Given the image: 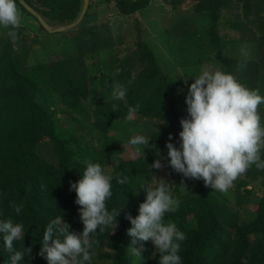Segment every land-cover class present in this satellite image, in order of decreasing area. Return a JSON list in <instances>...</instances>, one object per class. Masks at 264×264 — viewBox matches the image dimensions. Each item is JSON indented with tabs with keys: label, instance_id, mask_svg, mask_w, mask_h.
Masks as SVG:
<instances>
[{
	"label": "trees",
	"instance_id": "obj_1",
	"mask_svg": "<svg viewBox=\"0 0 264 264\" xmlns=\"http://www.w3.org/2000/svg\"><path fill=\"white\" fill-rule=\"evenodd\" d=\"M36 11L49 26H64L74 22L82 9L84 0H23ZM121 16H130L147 10L151 0H112ZM182 0H165L175 10ZM231 3L241 9L243 20L237 26L242 32V43H260L261 55L257 61L223 56L222 44L218 40L217 22L220 12ZM23 15L37 21L17 0ZM88 9L77 29V55L48 62L30 61L28 47L14 48L8 35L0 38V211L4 218L24 225L22 238L14 242L17 250L31 248L24 257L25 264H46L38 255L43 228L53 219L62 217L69 224V231L80 234L83 225L79 218V205L74 203L75 192L69 191V182L80 179L83 161L79 159L71 144L80 142L73 134L58 132L56 115L42 108L35 97L39 90L50 93L76 118L86 121L90 130L105 135L114 123L126 120L129 108L138 116L158 120L150 133L147 153L130 160H120L109 174L112 180V196L105 202L111 210L120 208L117 229L106 228L92 238V250L100 260L94 264H158V253L151 256L148 249L140 251V257L132 256L127 248L131 238L127 229L131 227L126 219L138 215V205L143 202L144 193L137 190L141 182H152L156 169L151 168L159 153L167 162L165 142L169 134L174 146L179 147V121L184 118L182 108L185 98L177 91V81L162 70L157 57L146 42L137 38L134 49L114 62L111 71L115 80L124 84L127 92L123 100L96 102L94 111H88L89 72L85 58L97 54H108L101 65L112 55L115 39L108 23L88 25ZM194 11L208 18L207 33L211 47H219L217 61L222 71L232 73L249 89L257 88L258 69L264 66V0H194ZM249 18H253L249 21ZM28 19V20H30ZM254 22V28L247 26ZM31 28V27H30ZM39 29L45 31L39 24ZM17 38L20 31L16 29ZM111 63V62H110ZM139 71L133 76L135 67ZM107 68V67H106ZM159 128V132H158ZM83 140V139H82ZM48 141L52 155L45 159L37 152L38 146ZM165 152V153H163ZM110 158V157H108ZM264 158V154H262ZM144 159V161H143ZM94 162V161H93ZM100 164V163H99ZM147 166V167H146ZM248 181L261 179L264 187V170L251 166ZM169 172V173H168ZM167 174L173 195L178 193L179 180H186L182 174L170 167ZM127 176L124 184H117L115 177ZM163 180L166 182L167 180ZM247 185L242 179L235 186V205L242 199L239 189ZM12 201L21 205L20 213L9 207ZM165 222L171 220L185 233L179 255L182 264H264V191L258 201L255 217L245 221L218 192L206 187L202 180H196L190 192L180 197L179 207L165 214ZM62 223V221H61ZM24 235V239H23ZM251 237V240H250ZM146 242H139V248ZM9 253L0 251V264H4ZM19 264V262H18Z\"/></svg>",
	"mask_w": 264,
	"mask_h": 264
},
{
	"label": "clouds",
	"instance_id": "obj_2",
	"mask_svg": "<svg viewBox=\"0 0 264 264\" xmlns=\"http://www.w3.org/2000/svg\"><path fill=\"white\" fill-rule=\"evenodd\" d=\"M21 24L17 0H0V28L8 29L6 34L13 41L17 39L16 29ZM240 51L248 57L246 49ZM180 71V77L187 84V77ZM191 78L185 95L187 116L179 121L182 129L178 133L179 147L171 142V134L165 142L167 163L184 178L202 180L212 190L226 191L251 166L264 170V119L258 112V106L264 105V95L222 70L202 67ZM126 92L125 85L118 82L110 89L114 100H123ZM133 111L135 108L130 107L129 112ZM149 140L147 136L137 134L127 143L133 154L144 157ZM83 165L80 179L69 182V191L75 192L74 203L80 206L82 232L79 235L70 232L69 224L62 217L51 220L43 228L38 253L46 264H94L92 238L106 228L112 232L117 226L121 207L109 210L105 203L113 194V177L97 162L85 159ZM161 166L157 159L150 167L159 169ZM127 179V176L115 177L117 184H124ZM156 181L155 186L148 181L141 182L137 192L142 191L144 199L138 205V215L134 218L126 216L131 225L127 229L131 238L127 250L132 256L140 257V251L134 245L150 241L153 254H159L158 264H182L179 251L181 242L186 239L185 233L173 221L165 222L164 219L166 213L179 207V201L170 192V184L164 180ZM9 207L16 213L21 211V205L12 201ZM23 233L22 223L4 218L0 211V251L10 254L4 264H25L24 257L31 248L17 250L14 247V242L21 239Z\"/></svg>",
	"mask_w": 264,
	"mask_h": 264
},
{
	"label": "rangeland",
	"instance_id": "obj_3",
	"mask_svg": "<svg viewBox=\"0 0 264 264\" xmlns=\"http://www.w3.org/2000/svg\"><path fill=\"white\" fill-rule=\"evenodd\" d=\"M165 2V0H157ZM91 8L88 13V19L92 16V11L96 7L94 0H89ZM95 3V4H94ZM109 5V4H108ZM106 5L109 10V6ZM19 10V8H18ZM20 11V10H19ZM21 13V11H20ZM117 15V14H116ZM125 16L123 18L116 16L115 19L108 20V25L114 37L115 45L112 48V55L106 62V67L101 65L104 57L108 58V54H97L93 57L88 56L85 58V63L90 75L89 78V97L86 100L88 111L93 114L94 104L96 102L111 101L113 98L110 95V89L115 80V74L111 71L114 62L119 58L129 54L135 47L137 38L146 42L150 49L157 57L158 63L162 70L169 73L172 78L177 81V91L183 95L187 93V84L192 82L191 76L199 73L202 67L209 70H222L221 64L217 61V52L219 47H211L210 38L207 33L209 24L208 18L204 14H199L194 11V0H182L177 9L173 10L158 3H152L151 9L141 16ZM26 15L21 13L22 24L19 28L20 34L14 42V48L28 47L30 61L34 63L48 62L57 59L66 58L67 56L77 55V29L70 28L61 32H49L39 29V21L28 20ZM253 18H249L251 21ZM243 17L241 9L238 5L231 3L226 9L220 12L217 22L218 40L223 46L220 53L223 56L237 57L257 61L261 55L260 43H242L240 36L242 32L237 30V26L241 23ZM27 21L29 24H25ZM244 21V20H243ZM81 22V21H80ZM107 21L93 20L88 25L100 24ZM246 24L251 29L254 28V22ZM65 26V25H64ZM31 27V28H30ZM51 29L58 26H49ZM8 29L0 28V38L4 39L7 35ZM241 48L248 52V57L241 54ZM111 62V63H110ZM187 77V84L181 76V71ZM139 71V66L135 67L133 76ZM262 95H264V66L258 69L257 88ZM39 105L53 112L56 115L57 130L64 135L73 134L74 138H79L80 142L77 144L69 145L75 152V155L81 160H92L100 163L102 169L106 174H110L114 167L118 165L120 160L130 161L142 154H133L127 141L129 138L143 134L150 138V133L155 130V126L159 123L158 120L148 119L138 116L131 112L126 120L120 123H114L105 135H100L93 129L90 130L86 121L76 118L75 115L69 113L50 93L39 90L36 97ZM258 112L262 119H264V105L258 106ZM182 115L184 118L187 116L186 104L182 108ZM88 125V126H87ZM179 138V137H178ZM83 139V140H82ZM151 142L144 149V154L147 153ZM52 146L46 141L38 146L37 152L45 159L52 155ZM165 153V152H163ZM110 157V158H108ZM157 159L161 162V168L156 169L153 180L151 183L155 186L157 180L168 178L175 183L176 176L171 178L167 171L170 166L164 160L163 154L159 153ZM169 173V172H168ZM248 171L238 176L233 182L232 186L226 191H218L228 201L230 207L234 208L240 215L241 220H251L255 217L256 208L259 199L263 195L264 187L262 186L261 179L248 181L246 177ZM166 183H169V180ZM244 179L247 185L239 189L242 199L245 200L242 204L235 205L236 193L235 186L239 180ZM196 180L186 178V180H179L177 188L178 193L172 195L180 201V197L190 192ZM116 227L115 229H117ZM78 235V234H77ZM251 240V237H250ZM92 242V241H91ZM140 251L148 249L151 256H154V247L150 241L142 244L139 248ZM93 261L107 262V260H100L97 252Z\"/></svg>",
	"mask_w": 264,
	"mask_h": 264
},
{
	"label": "crops",
	"instance_id": "obj_4",
	"mask_svg": "<svg viewBox=\"0 0 264 264\" xmlns=\"http://www.w3.org/2000/svg\"><path fill=\"white\" fill-rule=\"evenodd\" d=\"M94 2L96 3V7L93 9L92 11V16L89 17V21L88 23L90 24L91 22H93V20H98V21H102L105 20L108 22V20H112L115 19L116 16L118 15V17H125V16H121L118 11L117 8L115 7V4L112 0H94ZM158 3V5H163L165 8L166 6L170 8V6H168L165 2H159L157 0H151L150 6L147 8V10H144L142 12H136L135 16H141L143 15L145 12H148L151 9L152 3ZM94 3V4H95ZM109 4V5H108ZM106 5H108L109 10L107 9ZM91 11H89L88 13H90ZM117 14V15H116ZM88 19V18H87ZM25 24H29L27 21L24 22Z\"/></svg>",
	"mask_w": 264,
	"mask_h": 264
},
{
	"label": "water",
	"instance_id": "obj_5",
	"mask_svg": "<svg viewBox=\"0 0 264 264\" xmlns=\"http://www.w3.org/2000/svg\"><path fill=\"white\" fill-rule=\"evenodd\" d=\"M18 1L24 7V9L27 10V12H29L32 16H34L39 21L40 25L45 30H47L49 32H53V33L54 32H61V31H64L66 29L76 27L79 24V22L82 20L84 14L86 13V11L88 9V5H89V0H84L81 12H80L78 18L74 22H72L68 25H65V26H58V27L51 29V27L49 28V25L43 20V18L36 11H34L30 6H28L23 0H18Z\"/></svg>",
	"mask_w": 264,
	"mask_h": 264
}]
</instances>
